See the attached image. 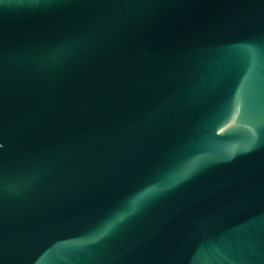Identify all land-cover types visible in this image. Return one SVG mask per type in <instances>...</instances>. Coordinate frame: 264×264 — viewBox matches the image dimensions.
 <instances>
[{
    "label": "water",
    "instance_id": "water-1",
    "mask_svg": "<svg viewBox=\"0 0 264 264\" xmlns=\"http://www.w3.org/2000/svg\"><path fill=\"white\" fill-rule=\"evenodd\" d=\"M0 264H264V0H0Z\"/></svg>",
    "mask_w": 264,
    "mask_h": 264
}]
</instances>
